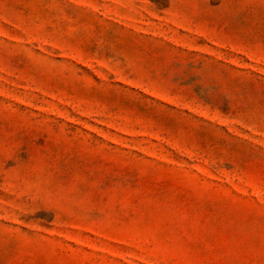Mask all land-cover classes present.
<instances>
[{
    "label": "rangeland",
    "instance_id": "1",
    "mask_svg": "<svg viewBox=\"0 0 264 264\" xmlns=\"http://www.w3.org/2000/svg\"><path fill=\"white\" fill-rule=\"evenodd\" d=\"M0 264H264V0H0Z\"/></svg>",
    "mask_w": 264,
    "mask_h": 264
}]
</instances>
